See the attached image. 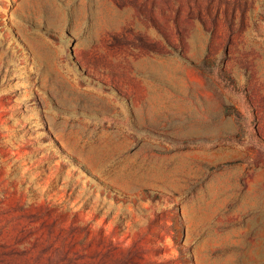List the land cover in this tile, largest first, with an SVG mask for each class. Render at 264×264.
I'll use <instances>...</instances> for the list:
<instances>
[{
    "label": "rangeland",
    "instance_id": "1",
    "mask_svg": "<svg viewBox=\"0 0 264 264\" xmlns=\"http://www.w3.org/2000/svg\"><path fill=\"white\" fill-rule=\"evenodd\" d=\"M0 264H264V0H0Z\"/></svg>",
    "mask_w": 264,
    "mask_h": 264
}]
</instances>
